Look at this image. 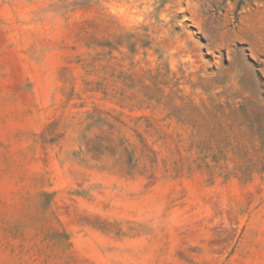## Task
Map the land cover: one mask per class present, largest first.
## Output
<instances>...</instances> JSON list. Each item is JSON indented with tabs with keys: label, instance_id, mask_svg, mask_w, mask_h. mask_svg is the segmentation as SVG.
<instances>
[{
	"label": "rangeland",
	"instance_id": "1",
	"mask_svg": "<svg viewBox=\"0 0 264 264\" xmlns=\"http://www.w3.org/2000/svg\"><path fill=\"white\" fill-rule=\"evenodd\" d=\"M0 264H264V0H0Z\"/></svg>",
	"mask_w": 264,
	"mask_h": 264
}]
</instances>
